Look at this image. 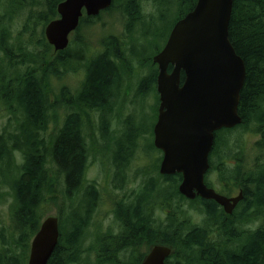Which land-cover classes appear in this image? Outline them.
<instances>
[{"label":"trees","instance_id":"16d2710c","mask_svg":"<svg viewBox=\"0 0 264 264\" xmlns=\"http://www.w3.org/2000/svg\"><path fill=\"white\" fill-rule=\"evenodd\" d=\"M62 1L0 0V112L8 117L0 134V188L8 189L13 197V229L11 236L1 233L0 264H27L31 240L47 215L45 206L58 200L59 188L63 199L70 203L66 215L60 212V219L64 221L69 215L70 227L67 231L63 222L48 264H141L156 244L172 247L168 264H264V0L234 2L230 40L247 70L239 107L243 123L215 133L208 172L217 173L220 189L227 195L236 185L244 187L243 201L232 215H227L213 200H188L178 191L182 175H160L157 165L153 170L156 175L149 176L146 184L117 204L115 231H97L88 248L84 247L88 227L102 199L98 183L87 176L93 147L87 133L91 113H100L99 131L109 141L108 152L113 154L112 164L118 176L125 167L118 169L117 165H125L140 131L132 123L123 122L124 136L117 138L112 133L109 117L113 103L124 84L129 91L135 80L138 97L151 90L157 94L158 67L152 58L163 46L141 59L143 63L140 61L136 67L131 66L125 52L128 49L133 57L137 55L115 36H108L101 52L86 61L83 54L89 47L84 38L75 39V53L71 54L70 45L52 55L54 50L44 30L58 17L57 6ZM140 1L113 0L106 10L119 5L117 8L130 20L129 36L143 17ZM151 1L159 9L165 3L176 5L178 17L174 24L197 3ZM21 10H27L28 15L19 36L27 40L18 46L12 43L9 24ZM101 15L84 16L76 34L94 25ZM37 26L40 32H35ZM172 27L163 34L164 44ZM148 35L144 32L143 37ZM138 67L146 71L141 79L139 73L133 72ZM80 69L86 71L85 81L75 94H65L64 88L62 102L71 113L59 127L57 116L52 118L51 112L56 109L51 102L52 81ZM51 124L57 129L47 135ZM248 134L254 137L250 142L246 141ZM151 146L154 147L152 142ZM207 183L214 186L210 179ZM187 203L197 209L196 214H205L204 225L184 209ZM249 224L259 225L257 229H245Z\"/></svg>","mask_w":264,"mask_h":264},{"label":"water","instance_id":"95a60500","mask_svg":"<svg viewBox=\"0 0 264 264\" xmlns=\"http://www.w3.org/2000/svg\"><path fill=\"white\" fill-rule=\"evenodd\" d=\"M234 2L197 0L194 9L177 21L164 48L153 58L159 66L160 106L154 145L164 154L160 174H182V195L215 200L228 214H232L242 194L231 198L221 195L206 185L205 176L215 132L243 122L239 104L247 70L230 40ZM112 3L113 0L60 2V17L45 29L48 42L55 51L65 50L84 13L97 16ZM59 238V218L46 217L32 240L27 264H48ZM171 253L170 247L155 245L142 264H167Z\"/></svg>","mask_w":264,"mask_h":264},{"label":"rangeland","instance_id":"374dc122","mask_svg":"<svg viewBox=\"0 0 264 264\" xmlns=\"http://www.w3.org/2000/svg\"><path fill=\"white\" fill-rule=\"evenodd\" d=\"M140 3L143 17L137 20L136 24L133 26L134 33L132 36H129L127 33L130 20L122 10L117 8L119 6L117 5L113 10L103 12L100 19H98L94 25L86 26L80 30L78 34L75 33L71 36V54L75 53L78 47L74 42L76 38H84L86 44H88V52H84L83 54V60L86 61L101 52L108 36H115L118 39L124 40V43H126L125 48L128 47L131 48L130 50L134 51V54L137 55L136 57H133V53H129L128 49L125 52V56L131 63V66H138L141 59H144L147 55H152L164 45L165 36L163 34L168 33L178 17V8L176 5L165 3L161 5L159 9L154 4V1L151 0H141ZM31 7L32 6H29L28 8ZM27 10H21V13L17 15L14 20H11L12 22L9 24L12 36L11 40H13L12 43L18 46L21 42L27 40L26 36L22 35L21 38L19 36L28 15ZM160 13H162V15H160ZM35 32H40L39 26L35 27ZM144 32H149L150 35L143 37ZM157 33L159 35H157ZM54 54L55 52H53L52 55ZM138 68V71L134 70L133 72L139 73V78L141 79L146 76V71L141 67ZM85 78L86 71L80 69L78 72H68L60 78L53 79L52 88L54 90L51 94V102L55 104L57 108H53L51 112H54L52 113V118L55 119V116H57L59 127L63 125L65 116L71 113L62 102L64 88H66L65 94H67L68 90L75 94L82 87ZM135 82L136 80L131 83L132 88L129 91L125 89L126 84H124L122 93L117 96L113 103V110L109 117V126L111 127L112 133H114L117 138H121L125 134L126 127H124L123 122L132 123L139 129L138 131H140L135 140L136 144L130 148L129 155L125 158V165H117L118 169L125 167V170L121 171L118 176L112 164L113 154L108 152L109 150L107 147H109V141L106 139L105 135L101 137L99 131L101 124L100 113L91 111L92 118L91 123L87 125V133L89 134V142L93 147L91 165L87 176L89 179L95 180L98 183L102 192V199L94 213V217H92V223L88 227L87 238L84 242L85 248L91 245L97 231H106L109 228L115 231L114 212L117 204L126 201L123 199L124 196L138 190L141 186L146 184L149 181V176L156 175L153 170L162 160L163 153L151 146V142L154 139L153 125L156 122V113L158 109L156 93L151 90L144 96L138 97V93L136 92L138 86H135ZM56 100L58 101L56 102ZM7 121L8 117L1 115L0 112V134L5 129L4 126L7 124ZM55 129H57L56 125L51 124L47 135L54 133ZM253 138V135L248 134L246 136V141L250 142ZM209 178L214 184H217V173L211 174ZM157 179L159 180L158 177ZM7 190L6 188H0V249L2 245L1 233L4 232L6 237L7 235L11 236L13 229L11 220L13 197ZM52 202H47L45 206L47 216L58 217L60 216V212L66 215L70 203L63 199L62 189L59 188L58 200ZM184 209L188 210L197 221H201L204 217H201L202 213L196 214L195 211L197 209H192L191 205L188 203L184 205ZM63 222L68 231L70 227L69 215H67L64 221L62 218L59 220L61 231ZM258 225L259 224H249L246 226V229L249 230L250 227H258Z\"/></svg>","mask_w":264,"mask_h":264},{"label":"flooded vegetation","instance_id":"af4514ba","mask_svg":"<svg viewBox=\"0 0 264 264\" xmlns=\"http://www.w3.org/2000/svg\"><path fill=\"white\" fill-rule=\"evenodd\" d=\"M213 155V151L211 152V155H210V160L212 159V156ZM236 182V181H235ZM245 188L244 187H242L240 184L239 185H236V186H234L233 188H231V190H230V194H229V196L230 197H234V196H237L238 194H240L241 192L243 193V195L245 194V190H244ZM219 192H221V191H219ZM224 193V192H223ZM226 194V193H225ZM244 198V197H243ZM243 201V199L240 201V203ZM239 203V204H240ZM238 204V205H239ZM238 205H237V207H238ZM236 207V208H237ZM236 208L234 209V211L236 210ZM206 218L207 217H205V215H204V217L202 218V220L201 221H199L202 225H204L205 224V222H206ZM245 229H246V227H244ZM253 229H257V227H250V229L249 230H253ZM248 230V229H247Z\"/></svg>","mask_w":264,"mask_h":264},{"label":"bare ground","instance_id":"6f19581e","mask_svg":"<svg viewBox=\"0 0 264 264\" xmlns=\"http://www.w3.org/2000/svg\"><path fill=\"white\" fill-rule=\"evenodd\" d=\"M234 7V6H233ZM233 12V11H232ZM82 33H84V32H82ZM116 38V37H115ZM108 40V39H107ZM121 42V41H120ZM86 44V43H85ZM117 45V44H116ZM115 48V47H114ZM81 63V62H80ZM85 64V63H84ZM87 67V66H86ZM80 68V67H79ZM83 69V68H82ZM74 88V87H73ZM75 89V88H74ZM77 89V88H76ZM54 89H52V91H53ZM69 91V90H68ZM58 100H56V102H57ZM57 108V107H56ZM4 110V109H3ZM5 112V111H4ZM16 117V116H15ZM47 120V119H46ZM30 123V122H29ZM48 123V122H47ZM35 125V124H34ZM47 125V124H46ZM22 126V125H21ZM23 127V126H22ZM29 128V127H28ZM27 128V129H28ZM47 128V127H46ZM45 129V128H44ZM29 131V130H28ZM26 132V131H25ZM30 133H31V131H30ZM25 134V133H24ZM36 137H37V135H35ZM33 137V136H32ZM33 138H35V137H33ZM32 138V139H33ZM27 140V139H26ZM53 140V139H52ZM29 141V140H28ZM41 143V142H40ZM51 143V142H50ZM51 144H53V143H51ZM214 145H215V142H214ZM36 147V146H35ZM158 151H160L161 153H163V151H161V150H158ZM164 155V154H163ZM163 155H162V159H163ZM162 161V160H161ZM232 241V240H231ZM228 243V242H227Z\"/></svg>","mask_w":264,"mask_h":264}]
</instances>
